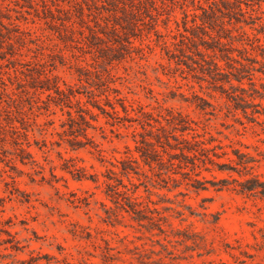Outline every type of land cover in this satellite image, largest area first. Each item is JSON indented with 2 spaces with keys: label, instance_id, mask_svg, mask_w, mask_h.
Listing matches in <instances>:
<instances>
[{
  "label": "rangeland",
  "instance_id": "374dc122",
  "mask_svg": "<svg viewBox=\"0 0 264 264\" xmlns=\"http://www.w3.org/2000/svg\"><path fill=\"white\" fill-rule=\"evenodd\" d=\"M200 8L223 23L234 49L246 50L231 55L253 69L264 95V0L241 4L243 14L234 0H0V264H264V199L210 184L243 177L214 167L201 172L207 190L195 192L135 152L147 119L168 129V112L180 114L194 129L187 138L196 133L213 153H225L215 162L242 171L237 150L264 181V114L250 115L264 113V99L251 100L260 107L247 106L245 116L214 90L187 40L180 43L200 35ZM208 55L228 71L220 53ZM53 78L73 91L69 107L41 90ZM78 106L89 111V126L77 119ZM156 128L152 135L163 136ZM126 157L137 161V174L119 173ZM108 175L150 201L165 219L161 231L106 197Z\"/></svg>",
  "mask_w": 264,
  "mask_h": 264
},
{
  "label": "trees",
  "instance_id": "16d2710c",
  "mask_svg": "<svg viewBox=\"0 0 264 264\" xmlns=\"http://www.w3.org/2000/svg\"><path fill=\"white\" fill-rule=\"evenodd\" d=\"M249 0H234V5L240 14H243L241 10V4L247 5ZM154 4V2H151ZM202 9V15L200 16V23L195 24L194 29L200 31V35L191 33V37H183L180 43L184 46H187L184 43V40H187L189 47L188 50H192V54L199 57V59L207 66V74L209 79L212 81L213 88L216 91H219L221 94H225L226 98L231 101L235 109H241L242 113L247 116L246 107L250 106L252 108L260 107V104H254L251 100L259 98V100L264 99V95L260 94L254 87L252 81V71L249 66L242 65L236 59L232 57V53L237 51L239 55H244L246 50L244 48L237 50L232 47L233 37H231L223 27V23L217 18L213 17L207 10ZM216 28H218L216 30ZM208 30V31H207ZM210 32H216V36H212ZM225 40V42H223ZM201 48V49H200ZM211 52L212 55L208 57H215L216 52L220 53V61H225L226 68L228 71H224L218 62H215L213 59L206 61L204 56L207 53ZM247 60V59H243ZM233 63L239 64V68L235 67ZM243 80L248 81L249 91L252 93H247L242 87ZM46 82L49 79L45 80ZM44 81V82H45ZM54 85L48 86L43 85L41 90L43 91H53L57 96L54 101L55 105H68L71 103V98H74L75 95L71 89H67V92L59 89L57 87L56 78H53ZM235 81L237 85H234L232 82ZM45 82V83H46ZM228 85V90L224 88V85ZM240 92V95L237 92ZM51 98L50 95L47 96ZM94 106V105H93ZM111 106V105H110ZM101 112L104 113V110L96 106ZM112 110L113 107H111ZM121 109L125 113V116L128 117L127 109L122 104ZM264 110V109H263ZM89 111L78 106L76 111L77 119L81 120L83 124L89 126V123L85 120V114H88ZM254 114H264L257 109H254L251 112V116ZM114 115H117L114 111ZM143 117L148 115L145 113L141 114ZM70 120L74 121L75 118L71 116V113L68 112ZM147 119L146 125L149 126V130H145L144 126L141 125V128L144 130V133L140 134V139L136 141L135 152L138 154L139 159L144 166H147L150 170L154 169L153 166L158 167L159 171L164 170V172L171 173L173 175H180L182 180L186 182V186L192 188L195 192L207 190L205 183L208 182L204 177L201 176V172H211L212 168H216L218 171H230L236 173L239 177L244 179L237 180L231 179L221 180L217 182H210L211 186H220L218 190H221L229 184H234L232 189L238 194L248 195L252 197H259L264 199V181L256 175L249 173L248 164L253 162L250 157L246 154L239 153L237 150L232 151L233 154L237 157L235 164L238 167H241L242 171L236 167H231L228 164L218 163L213 160V158H220L225 155H217L213 153V149L205 147V141L199 140V135L194 133L190 138H187L185 134L189 132H194L189 121L182 117L180 114L173 115L171 112H168V115L163 120L166 123L168 129H165L163 126L154 127L148 123ZM158 123V121H155ZM159 124V123H158ZM156 128V132L161 131L163 136L159 137L158 135H152L155 133L153 129ZM180 133L176 135L175 133ZM17 131H12V143L18 146L17 143ZM4 133H0V141H5L3 136ZM16 135V138L13 137ZM147 136H151L154 141L147 139ZM173 142V143H172ZM77 148H80L78 145ZM157 148H160L159 151ZM1 153H3V148L0 147ZM19 154L16 156L19 158V161L23 163L24 158L22 153L24 150L22 148L17 149ZM163 155H166V160L163 159ZM1 162V161H0ZM233 162L230 160V163ZM120 164L119 173L121 176L127 177L129 174H137V161L132 157H126L125 159L118 161ZM135 165V166H134ZM208 165L211 167H208ZM244 171V172H243ZM107 173L110 175H116L112 170H107ZM160 175V173H159ZM201 176V177H200ZM93 182H96L94 176L89 177ZM168 179L176 181L173 177L168 175ZM105 185V195L109 198L117 207L132 216V219L139 224L146 223L149 226H153L161 231L160 224L165 222V219L160 216L159 212L155 208L149 207L148 202L140 201L139 197L135 195L134 189H131L127 185L123 184L121 180H117L109 175L106 177V180L103 182ZM131 186V182H129Z\"/></svg>",
  "mask_w": 264,
  "mask_h": 264
}]
</instances>
